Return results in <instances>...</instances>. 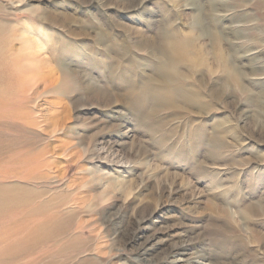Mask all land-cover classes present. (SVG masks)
<instances>
[{
	"label": "rangeland",
	"instance_id": "rangeland-1",
	"mask_svg": "<svg viewBox=\"0 0 264 264\" xmlns=\"http://www.w3.org/2000/svg\"><path fill=\"white\" fill-rule=\"evenodd\" d=\"M0 22L64 81L0 126V264H264V0H0Z\"/></svg>",
	"mask_w": 264,
	"mask_h": 264
},
{
	"label": "bare ground",
	"instance_id": "bare-ground-1",
	"mask_svg": "<svg viewBox=\"0 0 264 264\" xmlns=\"http://www.w3.org/2000/svg\"><path fill=\"white\" fill-rule=\"evenodd\" d=\"M35 44L39 45L34 36L29 37L24 32L20 33L15 26L6 28V24L0 22V88H2L0 91V126L7 124L3 121L14 119L21 121L24 126L35 124V121L30 120L32 116L30 109H34L42 97L54 94L62 87L64 82L62 78L55 81L50 80L51 73L54 72L46 66L49 60L43 54L42 47L39 45L36 48L33 46ZM15 45L19 47L16 48ZM184 48L187 47L180 43L176 45L173 43L169 47L168 50L171 51V56L173 55L171 63L174 64V54L176 62H182V58H187L188 51ZM195 60L192 57L191 61L195 62ZM218 60L222 65L225 64L221 55L218 56ZM225 71L228 72L226 69ZM230 74L232 81L237 83L239 79L237 72L231 71ZM41 85L43 88L40 90ZM5 87H8V90ZM31 103L33 107L29 108ZM42 156V153L32 156L28 159L29 165L37 168L44 165ZM186 255L187 251L183 246L175 247L172 251V258H174L172 262L174 264H204L199 257L185 258Z\"/></svg>",
	"mask_w": 264,
	"mask_h": 264
}]
</instances>
